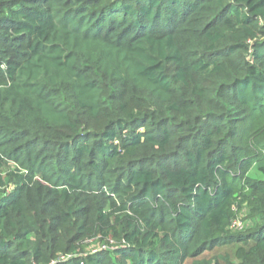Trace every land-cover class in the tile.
<instances>
[{
  "label": "trees",
  "instance_id": "1",
  "mask_svg": "<svg viewBox=\"0 0 264 264\" xmlns=\"http://www.w3.org/2000/svg\"><path fill=\"white\" fill-rule=\"evenodd\" d=\"M0 264H264V0H0Z\"/></svg>",
  "mask_w": 264,
  "mask_h": 264
},
{
  "label": "built area",
  "instance_id": "2",
  "mask_svg": "<svg viewBox=\"0 0 264 264\" xmlns=\"http://www.w3.org/2000/svg\"><path fill=\"white\" fill-rule=\"evenodd\" d=\"M240 226H241V224H240L239 221H235V222L232 224V228H234V227L239 228Z\"/></svg>",
  "mask_w": 264,
  "mask_h": 264
}]
</instances>
